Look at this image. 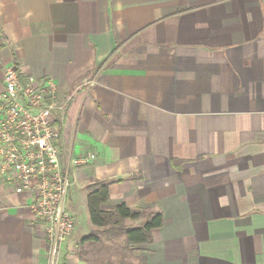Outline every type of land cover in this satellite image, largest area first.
Instances as JSON below:
<instances>
[{
    "label": "crops",
    "instance_id": "0c3cea01",
    "mask_svg": "<svg viewBox=\"0 0 264 264\" xmlns=\"http://www.w3.org/2000/svg\"><path fill=\"white\" fill-rule=\"evenodd\" d=\"M10 64L55 82L61 159H89L75 229L107 181L104 211L163 214L144 264H264V0H0ZM31 198L0 183V264H49ZM74 234L58 264H85Z\"/></svg>",
    "mask_w": 264,
    "mask_h": 264
},
{
    "label": "built area",
    "instance_id": "2783aa9c",
    "mask_svg": "<svg viewBox=\"0 0 264 264\" xmlns=\"http://www.w3.org/2000/svg\"><path fill=\"white\" fill-rule=\"evenodd\" d=\"M65 106L52 79H37L16 64L2 68L0 183L31 194L30 209L48 239L49 264H58L61 246L75 229L66 208L73 167L89 160L78 158L64 164L61 159L58 116Z\"/></svg>",
    "mask_w": 264,
    "mask_h": 264
},
{
    "label": "trees",
    "instance_id": "16d2710c",
    "mask_svg": "<svg viewBox=\"0 0 264 264\" xmlns=\"http://www.w3.org/2000/svg\"><path fill=\"white\" fill-rule=\"evenodd\" d=\"M110 186L111 183L107 181H96L88 187L87 203L91 223L105 234L113 233L117 237L124 235L128 245L151 244L153 230L163 226V214L161 212L147 214L141 210L130 209L125 203L116 206L111 212L104 211L102 206L109 201ZM142 217H145V222L141 226H124V220ZM98 234L95 232L84 237L80 244L84 245L90 241L99 242Z\"/></svg>",
    "mask_w": 264,
    "mask_h": 264
},
{
    "label": "rangeland",
    "instance_id": "374dc122",
    "mask_svg": "<svg viewBox=\"0 0 264 264\" xmlns=\"http://www.w3.org/2000/svg\"><path fill=\"white\" fill-rule=\"evenodd\" d=\"M77 191L76 189L73 192V200L77 213V225L74 231V238L78 240L95 232L99 233L98 235L100 236L99 242L90 241L84 245L80 244L78 253L80 258L86 261L85 264H144L141 256H135L133 251L130 250L126 239H124V235L117 237L113 233L105 234L102 232L103 230L97 227L95 230L89 228L91 224L88 208L84 199L78 196L79 192Z\"/></svg>",
    "mask_w": 264,
    "mask_h": 264
}]
</instances>
